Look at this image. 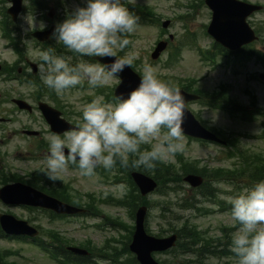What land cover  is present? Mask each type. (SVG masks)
I'll list each match as a JSON object with an SVG mask.
<instances>
[{
	"label": "clouds",
	"instance_id": "obj_1",
	"mask_svg": "<svg viewBox=\"0 0 264 264\" xmlns=\"http://www.w3.org/2000/svg\"><path fill=\"white\" fill-rule=\"evenodd\" d=\"M128 3L129 0H86L85 6L67 12L50 39L81 59L74 63L72 56L58 55L53 48L44 50L39 74L48 89L63 97L85 82L93 89L108 88L133 65L135 53L118 56L131 43L128 37L140 26V17ZM22 19L28 24L27 31L36 29L34 17ZM44 28L41 23L39 29ZM83 57L115 59L100 64ZM185 106L181 89L162 81L154 66L144 64L140 82L133 90L121 93L114 103L97 96L83 106L75 128L63 136L45 137L48 155L44 175L54 183L67 173L69 165H75L82 177L92 178L97 168L111 170L117 162L124 168L155 170L158 163L184 150ZM212 119L214 122L216 116ZM144 145L150 147L142 150ZM131 157L135 158L130 160ZM226 199L231 205V218L239 225L230 243L237 264H264V180Z\"/></svg>",
	"mask_w": 264,
	"mask_h": 264
},
{
	"label": "rangeland",
	"instance_id": "obj_2",
	"mask_svg": "<svg viewBox=\"0 0 264 264\" xmlns=\"http://www.w3.org/2000/svg\"><path fill=\"white\" fill-rule=\"evenodd\" d=\"M197 1L201 0H136L137 2H140L142 4H147L153 8L155 12L163 19L171 18L174 20V24L172 23V27L170 28V32L173 34L178 35L179 39L183 35V33H186V30L184 29L185 24L187 23L189 31L194 34L197 38V43H201L200 45L204 48H209L212 44V39L207 38L202 34V23L206 22L209 18V11L206 7H203V4H198V6L193 7L191 3H200ZM251 2H262L264 3V0H247ZM131 2V0H129ZM178 4H182L178 5ZM190 8H189V5ZM67 5L70 7V9L73 11L77 7H80L75 1L68 0ZM183 13H189L191 16L187 19V21H183L178 19V16ZM27 17V16H25ZM29 17H32L31 15ZM255 20L257 24L262 26V30L264 33V12L255 14L252 17V21ZM24 22H26L24 20ZM36 26L40 25L41 23L35 19ZM44 24V23H43ZM25 31L27 30L26 27H28V24L26 22ZM158 33L157 27H143L139 28L134 34V44L133 48L129 53H135L137 58L142 59L140 63H137L138 68L142 71L144 64H149V51L152 49L156 42ZM6 39L0 38V49L3 48V43H6ZM136 42V43H135ZM50 46H52L51 43H49ZM264 46V43H259L258 46ZM49 46V47H50ZM3 53H9L8 51H5ZM39 51H33L31 50V54L34 58H39ZM30 54V55H31ZM31 55V56H32ZM10 59L12 58V55H10ZM168 53L166 52L163 55V58L161 60V63L158 65H152L157 69V74L160 79L168 78V80L173 83L174 85H177V82L180 81V79H187L191 77H196L198 81L195 83L194 87L198 88V90H204V91H212L217 87V84L220 81L227 82L231 84L232 87V96L237 98L240 102L248 103L249 98L245 96L243 93V89L250 87L249 84H247V70L255 69V65L250 64L249 66H244L243 73L240 76L232 77L229 74H226L223 72L222 67L215 68L212 66H207L205 63L201 60V56L199 54V51H197V48L195 50L189 48V47H183V54L180 59V61L171 66H164L163 63L165 62V59L167 58ZM118 81L117 78H115L116 83ZM112 84V85H113ZM255 85H257V88H252V92L259 93V97L261 100V104L264 106V84L255 81ZM13 83H2L0 80V87L2 91H11L13 88ZM22 88V87H21ZM21 88L18 90V92L21 90ZM251 88V87H250ZM109 89V88H108ZM94 90L96 92V89H89L87 91L80 90L78 88L69 90L63 97H60L61 101L64 102L63 109L65 110L66 105L69 106L70 109L73 111L79 112V114L75 113V117L70 116L71 119L80 121L82 116V108L86 104H88V101L85 100L87 98V94H93ZM17 92V91H16ZM21 92V91H20ZM1 98V97H0ZM48 101V100H46ZM50 103V101H48ZM74 107V109L72 107ZM12 106L9 103H1L0 102V110H8L11 109ZM192 110L196 113L202 114V117L211 125V126H218L223 127L227 129H233L235 131H239L242 133H258L260 131V125L259 123H255L252 125H249L244 122H237L232 121L229 118H227L223 113L220 111H217V109L211 108L210 106L201 103V102H194L191 104ZM8 115V114H7ZM216 116L215 121L213 122V116ZM12 120L5 123L4 127L0 128V139H4V141L0 142V167L1 166H7L8 170L10 172H15L20 175H25V173L40 167V163L37 161H31L27 159L28 152H27V141L28 139L24 136H22L19 132V125H32L36 128L38 127H44L45 123L43 119L36 114L34 121L32 124L30 123L29 119H27L24 115L10 116ZM68 118V117H67ZM69 119V118H68ZM70 119V120H71ZM240 144L246 148H254L257 150H263L264 149V140H257V139H250L246 138L245 136L241 138ZM184 153L185 156L188 158V160H199L201 164H207L211 167H217V166H228L231 165V161L223 160L221 157L223 156V153L225 152L222 148H219L217 146H210L206 143H201L199 141H190L188 140V143L184 141ZM4 153V155H2ZM176 161V155L172 156L167 162L175 163ZM65 181H73V186L76 189H79L84 192H94L97 196H106L107 192L115 193L116 195H123L124 186L117 185V186H111L108 184H103L101 182H98V176L95 175L92 178L88 177H82L79 172L77 171H71L68 169L67 173L63 175L62 177ZM222 186V187H221ZM217 187L223 190L232 189L233 186L227 183H221L218 184ZM183 188L187 190H191V187L188 186V184L184 183ZM190 195L192 194L191 191H189ZM220 193V199H226L228 196H233L230 193L226 192H219ZM238 192L237 194H239ZM234 194V195H237ZM181 195H183L182 191L181 193L177 194L175 192H171L167 195L161 194V193H153L148 198L152 202V207L150 208V220L148 223V227L150 228V231L154 235H158L159 233H163L164 229H168L169 225L168 222L173 221L174 226L179 228L184 224V220L190 219L193 223H195L199 230L207 231L211 236L213 237H221V226L227 225L231 226L233 224V220L231 218V215L228 213V211H219V207L217 205L212 204L211 201L206 200L205 198H202L201 196L197 195L198 199L201 200L200 202V209H188L185 211L179 210V208L174 204L177 200V198H181ZM185 196V195H184ZM221 196H224L225 198H221ZM166 206V217H168L169 221H165L163 217H161V211L162 207ZM203 207L209 208L213 210V212L209 214H204L200 211H204ZM4 209L12 211L14 215H16L19 218H27L28 214L24 210L15 209L14 207L8 208L5 207ZM102 209L106 212L111 213V216H118V218L126 223L127 225L134 224V219L132 220L131 217L128 215V212L124 208H117L112 206H103ZM179 216V218L177 217ZM39 220L43 223V218L40 216ZM69 222V221H67ZM45 225V224H44ZM65 228L70 226V223H56L55 227ZM46 227V226H45ZM183 229V228H182ZM210 229V232L207 230ZM63 232V230H62ZM126 240L128 236V231L124 230ZM113 233H111L112 235ZM171 234V231L163 233L162 236ZM69 238L74 239L76 242H83L87 241V239L94 242L96 245H103L108 239L103 241L105 238L102 233L96 232L95 230H88L87 232H69L66 234ZM89 235V237H88ZM186 243H188L189 246L194 247L192 244L194 243L193 239H187L185 240ZM225 242H228V238L225 239ZM115 245V243H112ZM121 246L120 244H118ZM200 244L196 245V247H199ZM124 247V246H123ZM226 247V246H224ZM230 247V246H229ZM0 249H19L22 252V255L24 258H15L13 256H7L4 257L5 262H14L17 261L19 263L24 264H49L48 261H46L45 256L37 251L36 249L30 247L28 244L24 242H8V241H0ZM230 250V249H228ZM112 252V251H111ZM120 250L119 253L122 258L125 260H128L130 258V254L125 252L121 253ZM203 255V252L198 254V256L192 255V254H156L155 257L159 260L167 261L168 263H175V264H200L201 257ZM168 259V260H166ZM231 259V256H229L226 259H222L221 261L217 257H209L205 260V264H224L226 261ZM107 261V260H106ZM100 263L107 264L106 262L99 260ZM97 264V263H94ZM231 264H237V259H232Z\"/></svg>",
	"mask_w": 264,
	"mask_h": 264
},
{
	"label": "water",
	"instance_id": "obj_3",
	"mask_svg": "<svg viewBox=\"0 0 264 264\" xmlns=\"http://www.w3.org/2000/svg\"><path fill=\"white\" fill-rule=\"evenodd\" d=\"M220 5H222L221 9L223 10V7H228L232 12L236 13L237 16H238V21L237 23L233 24L231 22H229L227 19H226V16L221 12L220 10ZM212 6L214 7V9H216V20H215V23H214V28H215V34L220 38V39H224V33L223 31L220 29V26L221 25H224L226 28H234V29H239L241 26H242V19L243 17L245 16L244 14L246 13L247 9L245 8H235L232 3L228 2L227 0H218L216 1L215 3L212 2ZM46 112V111H45ZM56 115L57 114H54L52 112H49L47 111L46 112V116L48 117V119L50 121H54L53 118H56ZM191 122L193 123V125L197 126V127H200L199 124L193 120V118H191ZM191 123V124H192ZM203 130V129H201ZM204 131V130H203ZM194 135L196 136H201L203 134L200 133V130H195L194 131ZM151 189H145L144 191H149Z\"/></svg>",
	"mask_w": 264,
	"mask_h": 264
},
{
	"label": "trees",
	"instance_id": "obj_4",
	"mask_svg": "<svg viewBox=\"0 0 264 264\" xmlns=\"http://www.w3.org/2000/svg\"><path fill=\"white\" fill-rule=\"evenodd\" d=\"M158 164H159V163H158ZM158 164H157V165H158ZM225 172H226V171H225ZM262 172H263V170H262ZM233 173H234V172H233ZM162 178H164V177H162Z\"/></svg>",
	"mask_w": 264,
	"mask_h": 264
}]
</instances>
